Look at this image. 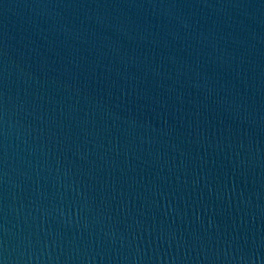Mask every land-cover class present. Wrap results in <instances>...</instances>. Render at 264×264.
<instances>
[{
	"label": "water",
	"instance_id": "95a60500",
	"mask_svg": "<svg viewBox=\"0 0 264 264\" xmlns=\"http://www.w3.org/2000/svg\"><path fill=\"white\" fill-rule=\"evenodd\" d=\"M0 264H264V0H0Z\"/></svg>",
	"mask_w": 264,
	"mask_h": 264
}]
</instances>
